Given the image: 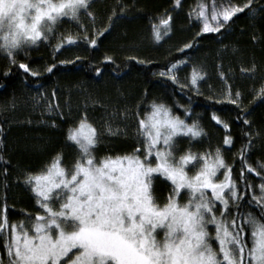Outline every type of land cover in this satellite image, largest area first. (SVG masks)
<instances>
[{"label": "snow or ice", "instance_id": "obj_1", "mask_svg": "<svg viewBox=\"0 0 264 264\" xmlns=\"http://www.w3.org/2000/svg\"><path fill=\"white\" fill-rule=\"evenodd\" d=\"M170 2V10L150 18L156 43L170 35L172 13L184 7L183 0ZM95 3L0 0V55L25 74L38 77L40 72L29 64H17L21 53L51 46L53 41L54 53L78 42L96 48L97 38L123 17L128 5L126 0H115L108 25L101 30L95 27ZM254 5L255 0H196L187 16L198 23L197 37L223 34L240 13H264V4L259 9ZM69 22H75L76 34L60 32ZM193 46L187 42L177 51L184 53ZM104 62L115 63L107 55ZM73 63L59 60L61 65ZM182 65L188 66L189 60L177 58L155 75L192 95H203L200 82L205 74L193 65L181 81ZM56 67L54 62L45 71L52 73ZM240 71L257 69L253 64ZM95 73L100 76L101 69ZM221 80L220 96L211 99L238 109L236 119L245 126L242 135L246 139L237 154L233 155L231 123L215 112L211 120L224 129L222 144L204 147L208 133L193 114L191 96L187 106L169 104L149 99L146 90L135 111L121 110L124 120L134 122L135 142L119 154L100 156L101 137L126 135V131L108 122L102 133L84 112L65 135L71 157L56 151L39 170H30L22 178L33 194L35 212L13 220L7 202L0 205V264H264V161L249 162L256 141H264V132H253L251 113L244 111V93L234 90L224 74ZM252 95L264 103V78ZM47 107L49 112L59 109V105ZM50 126L57 127L55 120ZM226 155H233V163ZM237 162L240 168L234 176ZM8 163L0 155L5 179ZM157 184L163 185L162 192H157ZM246 205L259 212H245Z\"/></svg>", "mask_w": 264, "mask_h": 264}, {"label": "trees", "instance_id": "obj_2", "mask_svg": "<svg viewBox=\"0 0 264 264\" xmlns=\"http://www.w3.org/2000/svg\"><path fill=\"white\" fill-rule=\"evenodd\" d=\"M114 3L115 0H96L93 8L96 28L102 30V26L108 25ZM126 3L128 7L123 17L97 38L98 44L94 49L78 42L54 53L56 41H53L51 46L42 45L21 53L17 64H29L40 72L38 77L25 74L0 55V155L9 162L7 179L0 172V205L7 202L13 220L36 210L33 194L22 183L24 174L39 170L56 151L71 157L72 148L66 146L65 135L84 112L102 133L108 122L127 133L102 135L100 156L129 150L135 142L134 122L132 119L124 120L120 111L125 107L135 111L138 99L146 90L149 99H162L169 104L187 106L185 102L191 96L193 114L208 133L204 147L211 145L215 148L222 144L224 129L211 120L213 112L229 121L235 155L246 139L242 135L245 126L236 119L238 109L227 103L215 104L211 99L212 96H220L224 88L221 74H224L234 90L244 93V111L251 113L248 119L252 122L253 132H264V103L252 95L253 88L258 89L264 78V13H240L222 30L223 34L206 33L197 37L198 23L187 16L196 0H183L184 7L172 13L170 35L156 43L150 32V18L170 10V0H126ZM262 4L264 0H255L254 6L259 9ZM84 22L91 28L90 20ZM78 31L75 22L65 23L60 28L61 33L76 34ZM187 42H193L194 46L184 53L178 52L177 49ZM106 55L115 63L104 62ZM77 56L81 59L75 60ZM129 57L150 63L141 65ZM177 58L189 60V65H182L178 73L181 81L188 76L193 65L205 74L200 82L203 95H192L188 89L181 90L155 75ZM59 60H74L75 63L61 65ZM54 62L57 67L53 72L45 71ZM253 64L256 72L240 71ZM96 68L101 69L100 76L96 75ZM49 104L53 108L59 105V109L49 112ZM61 113L63 119L60 118ZM52 120H55L56 128L50 126ZM233 155H226L229 163H233ZM258 161H264L262 140L256 141L249 162L255 165ZM239 168V163H235L234 176ZM156 189L158 193L162 192L163 185L157 184ZM244 211L258 213L259 209L246 205Z\"/></svg>", "mask_w": 264, "mask_h": 264}]
</instances>
